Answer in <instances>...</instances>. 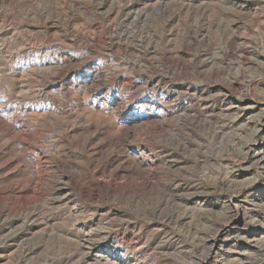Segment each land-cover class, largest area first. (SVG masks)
<instances>
[{
  "label": "rangeland",
  "instance_id": "rangeland-1",
  "mask_svg": "<svg viewBox=\"0 0 264 264\" xmlns=\"http://www.w3.org/2000/svg\"><path fill=\"white\" fill-rule=\"evenodd\" d=\"M0 264H264V0H0Z\"/></svg>",
  "mask_w": 264,
  "mask_h": 264
},
{
  "label": "bare ground",
  "instance_id": "bare-ground-1",
  "mask_svg": "<svg viewBox=\"0 0 264 264\" xmlns=\"http://www.w3.org/2000/svg\"><path fill=\"white\" fill-rule=\"evenodd\" d=\"M13 34V33H12ZM12 36V35H11ZM12 39V38H11ZM14 40V39H13ZM23 42H25V41H21V43L23 44ZM25 45V44H24ZM113 249V253H115L116 254V251H117V245H115L114 247H112ZM103 257L102 256H100V255H94L90 260H93L95 263L97 262V261H102V262H105L106 260V258L105 259H102ZM65 263H68V262H65Z\"/></svg>",
  "mask_w": 264,
  "mask_h": 264
}]
</instances>
